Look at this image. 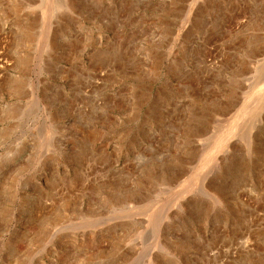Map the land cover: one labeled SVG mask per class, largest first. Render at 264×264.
Instances as JSON below:
<instances>
[{
    "label": "rangeland",
    "instance_id": "374dc122",
    "mask_svg": "<svg viewBox=\"0 0 264 264\" xmlns=\"http://www.w3.org/2000/svg\"><path fill=\"white\" fill-rule=\"evenodd\" d=\"M0 264H264V0H0Z\"/></svg>",
    "mask_w": 264,
    "mask_h": 264
},
{
    "label": "bare ground",
    "instance_id": "6f19581e",
    "mask_svg": "<svg viewBox=\"0 0 264 264\" xmlns=\"http://www.w3.org/2000/svg\"><path fill=\"white\" fill-rule=\"evenodd\" d=\"M171 65V64H170Z\"/></svg>",
    "mask_w": 264,
    "mask_h": 264
}]
</instances>
